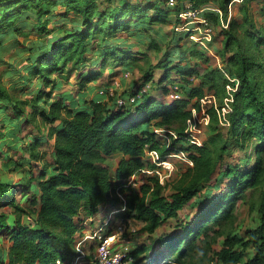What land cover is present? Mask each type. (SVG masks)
<instances>
[{"label":"trees","instance_id":"trees-1","mask_svg":"<svg viewBox=\"0 0 264 264\" xmlns=\"http://www.w3.org/2000/svg\"><path fill=\"white\" fill-rule=\"evenodd\" d=\"M231 1L219 0L225 18ZM245 1L243 25L233 18L221 31V55L228 78L212 67L201 74L199 84L193 83V65L174 63L176 58L165 54L144 77L154 83L155 68L159 69L158 86L165 83L164 90L176 91L178 98L164 101L146 91L141 95L136 91L111 95L109 86L102 92L106 97L86 99L83 95L75 101L72 97H53L60 87L59 81L52 79L53 73L67 68L69 74L76 71L80 88H85L107 69L120 66L132 71L138 51H133L129 36L142 37L148 26L171 22L173 14L187 9V4L180 8L159 5L166 0L149 5L138 0H0V33L4 28L5 36L28 30L37 37L28 56V80L38 75L44 85L52 84V91L38 87L31 91L32 96L23 99L14 97L0 84V112L7 113L4 121L9 126L3 133L0 125V138L20 135L24 139L21 132L40 114L36 125H48V138L53 139L51 161L43 159L38 165L37 148L44 132L35 126L39 131L30 132L35 136L25 152L31 158L30 168L38 165L36 174L29 169L30 173L18 183L0 178V235L10 241L8 260L0 253V264L70 263L78 254L77 238L88 220L107 207L121 208L115 221H122L125 227L129 220L137 219L144 222L143 231L152 234L159 230L164 234L160 238L163 249L153 253L154 259L159 258L157 264L183 263L197 246L195 241L213 225L234 220L236 203L249 188L260 191L258 222L245 235L226 234L213 259L222 264H264V24L253 17L251 0ZM260 1L264 12V0ZM188 3L192 9L201 10L200 16L211 25L221 22L220 12L207 8L211 0ZM59 7L64 11L60 12ZM151 7L154 13L149 11ZM57 15L69 18L55 25L56 31L48 37L50 21ZM181 20L187 19L178 16L177 21ZM5 36H0V43ZM148 42L153 45V36ZM214 75L235 87L228 119L221 123L217 109L210 107V137L202 143L193 142L187 132L188 120L194 109H200L205 87L218 89L217 83L210 80ZM27 105L32 111L27 112ZM157 128L175 131L177 137L168 131L171 141H163ZM232 148L243 153L239 161L228 159ZM2 150L0 147V155ZM151 150L158 151L160 160L185 151L193 161L188 181L165 194V184L155 172L159 165L148 156ZM115 155L120 158L112 168L109 159ZM10 166L18 169L23 161L13 159ZM144 170L154 171V175H148L149 182L129 181L132 176L139 178ZM193 202L199 211L192 221L181 224L182 230L163 231L171 219L176 218V225L180 224V211ZM151 247H134L129 253L133 264L151 256Z\"/></svg>","mask_w":264,"mask_h":264},{"label":"rangeland","instance_id":"rangeland-1","mask_svg":"<svg viewBox=\"0 0 264 264\" xmlns=\"http://www.w3.org/2000/svg\"><path fill=\"white\" fill-rule=\"evenodd\" d=\"M138 1H145L146 5H149L152 2H160V0ZM187 3L188 0H166V2H160L159 5L162 7H167V5L170 7H177L179 5L180 8H182L183 6H186ZM245 3H247L245 0H232L228 5L229 10L227 18H225L224 14L220 12L219 17L221 22L214 23V25L212 24L214 26V31L207 37L204 34V31H202V24L198 20L195 21L192 19L184 22L181 20L178 22L177 17L180 16V12H177L176 15L173 14L174 18L171 22L160 21L157 24L148 26L149 30H147L146 33H143L142 37L137 38V36H129L128 41L129 44L133 45V51H138V59L131 64L132 71L123 69V67L120 66L114 70L107 69L97 80L88 83L85 88H80L77 72L72 71L71 74H69L70 72L67 68L65 72H55L52 74V79H57L60 83V87L56 88L53 92V97H72L75 101L81 99L83 95L86 96V99L101 97L100 95L106 97L107 95L102 92L110 86L108 88V93H113L111 95L126 94V92L130 93L131 91H136L137 94L141 95V93L146 91L157 99L168 101L173 98L172 95L174 91L167 93V91L164 90L165 83L158 86L156 81L160 74L159 69L155 68L154 83H152L150 79L146 80L144 77L145 72L149 71L150 67H154L160 59L163 60L165 58V54L169 55V57H175L177 60H174L177 62L174 61V63L183 64L188 62L190 65H193L194 69H196L192 75L191 82L193 83L199 84L202 80L201 74L204 73L206 69L212 67L216 68L218 71H222V73L228 78L229 75L224 70L225 64L221 55L223 48V35L221 34V31L228 27L230 20L233 18H238L239 23L243 25L244 14L242 12V7ZM210 4L211 7L207 8L213 10L220 6L219 0H211ZM249 5L251 6L250 10H252L251 12L257 23L264 24V12L261 9L262 2L260 0H251L249 1ZM59 9L60 12L64 11L63 7H59ZM149 11L154 13L155 9L151 7ZM72 14L73 13L70 12V16ZM68 18L69 16L65 15L54 16L48 26L51 30L46 35L48 37L52 36L56 31L54 26L60 25L67 21L66 19ZM29 23H32V21L29 20ZM29 26L26 28L29 29ZM68 26H71V23H69ZM4 31L5 28L1 31L0 36H5ZM27 31L28 30L18 31L11 36H5V39L0 43V84L10 90L14 97H20L21 99L32 96L31 91L36 90L38 87H44L46 91H52V84L49 86L44 85L40 82L38 75H34L31 80H28V73L26 72V67L30 65L28 56L31 54L30 47L37 37L34 33L30 32V34H28ZM122 36L125 38L127 33H123ZM151 36H153V45H150L148 42ZM175 49L178 52L177 54L175 53ZM181 54L183 55L182 59H180ZM205 57L208 58L207 63H205ZM110 72L112 73L110 74ZM210 80H214L215 83H217L218 89H209V87L206 86L205 95L200 100V109H194L198 115L196 121L200 122L198 123V130L195 134L201 143L207 140L211 134L207 130L208 124L201 123L203 122L202 116L204 115V111H207L210 107L218 108L220 110L224 108L225 117L228 119L235 89L231 83L226 84L222 76L219 77L214 75ZM215 90H218V92ZM70 100V98H67L66 102H70ZM26 110L27 112L32 111L29 106L26 107ZM6 115L7 113L0 112V125H2L3 133H6L9 128L8 124L4 121ZM39 115H37L32 123H28L26 126L27 128L21 132V135H25L24 139H22L20 135L19 137L15 136L10 139L8 137L0 138V147L3 149L2 154L0 155V178L9 179L13 183H18L19 179L29 172V169H32L36 174L35 169H37L38 165L43 163L41 160L44 159L48 162L51 161V146L53 145V139L50 137L48 138V125H42L41 123L36 125ZM35 126L39 127L41 129L40 133L44 132V134L40 135L43 136V140L39 143L37 148L40 155V160L37 161V164H39L30 168L29 161L31 158L25 151L30 139L35 136L30 135V132L34 131L37 133L39 131ZM156 130L161 140L165 141L167 139V142L171 141L168 137V131L170 129L157 128ZM18 143H20V146L15 149ZM232 150L233 153L228 156V159L239 161L243 156V153L237 152L235 148H232ZM20 152L23 153V157H19ZM119 158V155H115L109 159V164L112 168L115 167ZM13 159L23 161V166L18 167V169H11L12 167L10 166V163ZM169 163L170 164L166 167H163L164 169L161 167L160 173H157L159 180L165 184L163 187V192L165 194L174 190L176 185L188 181V168L193 164V161L189 157L186 160L175 156L169 159ZM148 175H154V172H148L145 170L138 176L139 178L134 176L131 177L129 181L134 183L136 179L141 181L140 183L146 181L149 182ZM214 184L215 183H212V185ZM221 186H223V184H221ZM18 196L21 199L19 194ZM259 200L260 191L257 188L247 189L236 203L234 220L221 221L222 223L213 225V227H211L201 239L195 241L197 245L195 249H192L190 254H187L184 257V262L179 264H208L216 256V252L222 247L226 234L238 233L240 235H245V231L248 228L254 227L258 222L259 215L257 207ZM108 209H112V207L103 209L100 214H97L96 218L94 217L93 220H88L86 224L87 227L91 229L94 228L97 223H100L106 212L109 211ZM198 211L199 209L198 206H196V202H193V205L180 211V224L176 225L178 222L176 218L171 219L170 222L164 226L163 231L168 230L169 232H174L176 230H182L179 226L184 224L185 221H192L195 213ZM143 225L144 222L137 219H132L127 222L125 229L130 236L129 241H131L133 248L139 244H150L152 246L150 250V254L152 255L145 260H140L138 264H157L159 263V258L154 259L153 253L156 249H163L160 238L164 234L159 230L149 234L142 230ZM80 237L81 235L79 234L77 239H80ZM92 243V240L83 241L82 246L86 249V252L92 250L94 245H92ZM133 263L134 261L131 258L124 262V264Z\"/></svg>","mask_w":264,"mask_h":264},{"label":"built area","instance_id":"built-area-1","mask_svg":"<svg viewBox=\"0 0 264 264\" xmlns=\"http://www.w3.org/2000/svg\"><path fill=\"white\" fill-rule=\"evenodd\" d=\"M190 5L191 3H187L188 8L181 11L180 16L184 20H198L202 24V31H204L206 37L211 35L214 31V26L211 25L204 17L200 16L201 10L192 9ZM172 96L173 98H178L180 95L174 91ZM119 102L120 104H123L124 100L120 98ZM193 112V117L188 120L189 126L187 128V132L191 135V141L201 143L195 134L198 130V123L200 122L196 121V117L198 115L195 110ZM217 112L219 114L220 122L224 123L226 120L224 108L221 110L217 108ZM202 120L203 122L201 123H209L210 116L207 111H204ZM169 132L174 137H177V133L175 131L169 130ZM148 156H150L154 163L159 165V168L155 170L156 173H160L161 167L163 168L170 164L169 159L171 157L178 156L186 160L189 157L188 154L182 150L170 153L166 160H160V155L157 150L148 151ZM146 171L154 172L150 170ZM120 209L121 208L109 210L106 212L99 225L89 230L84 229L76 244L78 254L70 263L65 264H124L126 260L130 259L129 253L133 249L131 241H129L130 236L125 235L126 229L124 223L120 220L115 221V215L118 211H120ZM29 219L31 220L30 217ZM86 240H92L94 243L92 250L88 252H86V249L82 246L83 241ZM209 264L222 263L218 259H213L209 262Z\"/></svg>","mask_w":264,"mask_h":264},{"label":"crops","instance_id":"crops-1","mask_svg":"<svg viewBox=\"0 0 264 264\" xmlns=\"http://www.w3.org/2000/svg\"><path fill=\"white\" fill-rule=\"evenodd\" d=\"M215 10H217L218 12H222V10L218 7ZM100 214V213H98ZM97 216V215H96ZM95 216V218H96ZM103 219H101L102 221ZM97 225H99V223H97L94 227H96ZM86 230H89V227L85 228ZM7 241V243H6ZM9 245H10V241L8 238H4L2 235H0V253H3V257L5 259V261L7 262L8 260V249H9ZM3 246V247H2Z\"/></svg>","mask_w":264,"mask_h":264}]
</instances>
